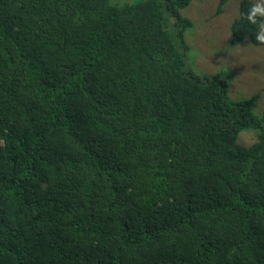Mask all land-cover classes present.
Listing matches in <instances>:
<instances>
[{
  "label": "trees",
  "instance_id": "trees-1",
  "mask_svg": "<svg viewBox=\"0 0 264 264\" xmlns=\"http://www.w3.org/2000/svg\"><path fill=\"white\" fill-rule=\"evenodd\" d=\"M190 1L0 0V264H264V110L190 65Z\"/></svg>",
  "mask_w": 264,
  "mask_h": 264
},
{
  "label": "rangeland",
  "instance_id": "rangeland-1",
  "mask_svg": "<svg viewBox=\"0 0 264 264\" xmlns=\"http://www.w3.org/2000/svg\"><path fill=\"white\" fill-rule=\"evenodd\" d=\"M239 1L225 0L219 6V0H191L182 9V14L192 21L184 35L187 58L198 72H226L228 93L233 100L258 93L253 110L260 115L264 110V43L253 44L247 38L234 45L229 42V25L237 16ZM250 1L264 17V0ZM259 36L264 37V18ZM255 140L254 130H242L237 137V143L243 146Z\"/></svg>",
  "mask_w": 264,
  "mask_h": 264
},
{
  "label": "clouds",
  "instance_id": "clouds-1",
  "mask_svg": "<svg viewBox=\"0 0 264 264\" xmlns=\"http://www.w3.org/2000/svg\"><path fill=\"white\" fill-rule=\"evenodd\" d=\"M259 39H264V37H258Z\"/></svg>",
  "mask_w": 264,
  "mask_h": 264
}]
</instances>
